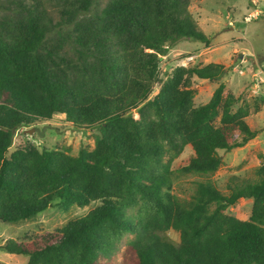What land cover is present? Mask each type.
Returning <instances> with one entry per match:
<instances>
[{"label":"trees","instance_id":"16d2710c","mask_svg":"<svg viewBox=\"0 0 264 264\" xmlns=\"http://www.w3.org/2000/svg\"><path fill=\"white\" fill-rule=\"evenodd\" d=\"M54 1L55 22L38 1L18 2L0 21V220L31 218L55 200L63 210L101 204L31 243L0 248L26 264H264V163L255 178L232 176L227 194L209 179L189 200L170 192V162L185 146L193 155L181 171L208 175L222 164L219 150L256 135L248 110L232 111L237 98L224 83L194 105L192 80L218 79L222 64L179 65L157 79L169 48L210 42L190 0H107L99 11L97 0ZM59 113L98 130L92 149L28 144L8 153L19 128ZM240 198L252 199L244 220L225 213Z\"/></svg>","mask_w":264,"mask_h":264},{"label":"rangeland","instance_id":"374dc122","mask_svg":"<svg viewBox=\"0 0 264 264\" xmlns=\"http://www.w3.org/2000/svg\"><path fill=\"white\" fill-rule=\"evenodd\" d=\"M36 1L53 22L58 19L54 0H0V21L16 11L18 2L28 4ZM106 1L97 0L93 10L99 11ZM188 10L199 29L209 36L210 42L205 44L198 40H182L169 48L159 61L157 79H166L179 65L200 66L209 62L222 64L224 73L218 79L192 80L194 105L207 102L214 89L224 83V92L231 91L237 98L232 105V111L239 107L246 108L248 115L244 120L256 135L242 146L229 151L219 150L222 164L208 175L181 171L193 155L191 147L185 146L170 162V192L180 201L189 200L195 191L196 182L205 179H209L217 189L227 194L232 176L241 179L255 178V168L264 163V0H190ZM157 91L158 85L154 83L151 96ZM97 135V129L75 127L66 120L64 114H54L50 119L38 120L19 128L8 153L16 147L31 144L38 150L59 148L71 155H77L82 148L92 149ZM236 141H240V137H236ZM54 203L28 219L0 220V246L9 239L23 244L31 243L43 233L53 232L68 221L86 215L101 204V201H91L83 207L74 204L67 210ZM251 208V198H240L228 206L225 213L244 220L250 216ZM135 211L137 207L130 209V212ZM167 234L174 242L179 241L176 230L169 229ZM131 237V234H125L121 238L118 250L111 258L114 263L121 259ZM0 262L26 264L27 258L0 248Z\"/></svg>","mask_w":264,"mask_h":264}]
</instances>
